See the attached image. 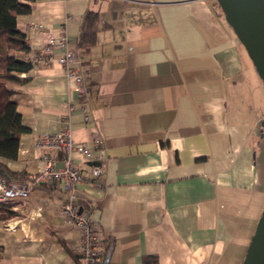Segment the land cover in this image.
<instances>
[{
    "label": "crops",
    "instance_id": "0c3cea01",
    "mask_svg": "<svg viewBox=\"0 0 264 264\" xmlns=\"http://www.w3.org/2000/svg\"><path fill=\"white\" fill-rule=\"evenodd\" d=\"M88 9L96 40L82 52ZM32 24L67 37L87 123L60 51L45 54ZM16 28L29 46L19 56L34 66L28 83L8 88L30 132L5 165L33 186L4 211L13 214L0 222V264H81L63 193L35 181L43 151L34 138L67 125L74 142L103 141V178L77 194L108 264L241 263L264 207V87L215 0H34Z\"/></svg>",
    "mask_w": 264,
    "mask_h": 264
},
{
    "label": "built area",
    "instance_id": "2783aa9c",
    "mask_svg": "<svg viewBox=\"0 0 264 264\" xmlns=\"http://www.w3.org/2000/svg\"><path fill=\"white\" fill-rule=\"evenodd\" d=\"M45 35L43 52L52 55L59 50L57 63L63 68L65 78L73 85L77 94L83 121H89L86 108V89L77 71V56L69 46L65 35L55 36L45 33L39 25H30ZM34 145L43 151V168L35 181H51L56 183L64 195L61 213L64 223L70 229L79 230L80 237L76 250L81 264H102L100 250L101 238L95 232L77 194L81 184H99L104 175L103 141L95 138L90 145L74 142L70 136V127L65 126L57 134H43L34 138ZM55 151L61 155L62 165L57 166L58 158L50 153ZM33 186L32 182H7L0 178V203L13 201L24 202Z\"/></svg>",
    "mask_w": 264,
    "mask_h": 264
},
{
    "label": "trees",
    "instance_id": "16d2710c",
    "mask_svg": "<svg viewBox=\"0 0 264 264\" xmlns=\"http://www.w3.org/2000/svg\"><path fill=\"white\" fill-rule=\"evenodd\" d=\"M33 1L0 0V178L7 182H16L20 178L19 174L6 167L5 161L17 159L20 138L30 132V128L22 122L21 114L11 99L12 91L8 86L23 85L31 79L30 72L34 66L33 62L19 56L20 54L27 55L29 46L24 35L17 30L16 23L19 16L31 13ZM217 6L215 3V7ZM97 21L96 11L91 9L85 11L76 44L82 52H87L95 43ZM81 201L86 208L85 202ZM9 205L10 203H0V222L13 214L8 211L4 212ZM1 252L2 247L0 246V256ZM142 262L143 264H156V258L144 257Z\"/></svg>",
    "mask_w": 264,
    "mask_h": 264
},
{
    "label": "water",
    "instance_id": "95a60500",
    "mask_svg": "<svg viewBox=\"0 0 264 264\" xmlns=\"http://www.w3.org/2000/svg\"><path fill=\"white\" fill-rule=\"evenodd\" d=\"M215 1L224 21L251 59L264 87V0H237L243 7L242 21L234 16L227 0ZM102 264H108V257ZM241 264H264V207Z\"/></svg>",
    "mask_w": 264,
    "mask_h": 264
},
{
    "label": "bare ground",
    "instance_id": "6f19581e",
    "mask_svg": "<svg viewBox=\"0 0 264 264\" xmlns=\"http://www.w3.org/2000/svg\"><path fill=\"white\" fill-rule=\"evenodd\" d=\"M229 8L233 12L234 16L237 20H243V7L237 0H227Z\"/></svg>",
    "mask_w": 264,
    "mask_h": 264
},
{
    "label": "rangeland",
    "instance_id": "374dc122",
    "mask_svg": "<svg viewBox=\"0 0 264 264\" xmlns=\"http://www.w3.org/2000/svg\"><path fill=\"white\" fill-rule=\"evenodd\" d=\"M215 3H216V1H215ZM216 9L219 11V13H220V15L223 17V14L221 13V10L219 9V7L217 6L216 7ZM236 37V36H235ZM239 42V41H238ZM243 47V46H242ZM244 49V48H243ZM243 52L246 54V56L249 58V56L247 55V53H246V51H245V49L243 50ZM250 59V58H249ZM250 61H251V59H250ZM251 64H252V62H251ZM252 67H253V69H254V66L252 65ZM254 71H255V69H254ZM256 73V72H255ZM257 75V74H256ZM258 77V76H257ZM259 78V77H258ZM260 80V79H259ZM261 81V80H260ZM262 83V82H261ZM246 217V216H245ZM260 217V216H259ZM248 246V245H247ZM246 252V251H245ZM245 256V255H244ZM239 262V261H238ZM227 264H240V263H237V262H235V261H232V260H229V261H227Z\"/></svg>",
    "mask_w": 264,
    "mask_h": 264
}]
</instances>
